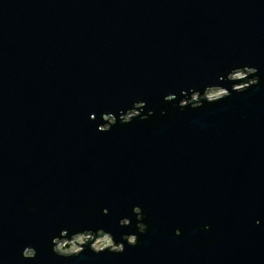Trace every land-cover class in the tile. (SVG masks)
I'll use <instances>...</instances> for the list:
<instances>
[{
    "label": "water",
    "instance_id": "95a60500",
    "mask_svg": "<svg viewBox=\"0 0 264 264\" xmlns=\"http://www.w3.org/2000/svg\"><path fill=\"white\" fill-rule=\"evenodd\" d=\"M236 67L259 84L178 107ZM100 228L138 243L52 252ZM0 264H264V0H0Z\"/></svg>",
    "mask_w": 264,
    "mask_h": 264
},
{
    "label": "clouds",
    "instance_id": "9594fccd",
    "mask_svg": "<svg viewBox=\"0 0 264 264\" xmlns=\"http://www.w3.org/2000/svg\"><path fill=\"white\" fill-rule=\"evenodd\" d=\"M249 77H257L255 79H248ZM227 82L231 84V92L226 87H222L219 84L209 85L204 87L203 94L201 91L192 89L190 99H182L179 102L178 107L180 109L191 106L193 110L199 109L206 102L208 104H215L225 100L234 93H244L249 88L259 84V77L257 76V69L255 67H236L231 69L227 73ZM247 80V82H243ZM181 95H187L186 92H182ZM176 99L174 95H166L164 97L165 102H172ZM145 102H136L133 107L128 109L119 115V121L122 124H130L135 119H147L142 117V112L145 109ZM153 115L151 111L148 112V116ZM104 124L98 130L102 133L109 132L116 124L117 118L115 114L109 113L103 115ZM107 215V210L104 212ZM132 214L136 217V229L140 234H143L147 226L142 223L143 212L139 206H135L132 209ZM120 227H131L132 221L128 218L121 219L119 221ZM207 230V226H205ZM179 236L180 230L177 229L176 233ZM125 242L129 247H135L138 243V236L136 234H124L121 236V242H117L111 232L105 231L100 228L95 231L92 229L74 230L63 229L59 235L54 237L51 241L52 252L63 258H70L81 255L87 248L92 253L100 255L107 252L112 254L121 255L125 252ZM37 252L35 248L27 246L22 251V258L24 260H34Z\"/></svg>",
    "mask_w": 264,
    "mask_h": 264
}]
</instances>
